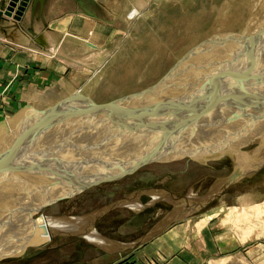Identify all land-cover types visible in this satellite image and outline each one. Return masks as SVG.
Returning <instances> with one entry per match:
<instances>
[{
    "label": "rangeland",
    "instance_id": "1",
    "mask_svg": "<svg viewBox=\"0 0 264 264\" xmlns=\"http://www.w3.org/2000/svg\"><path fill=\"white\" fill-rule=\"evenodd\" d=\"M19 2L8 15L5 12L8 0H1L0 15L15 20L18 30L29 38V46L20 43L17 39L20 34L15 31L13 37L19 43L13 47L23 49L30 57L37 52L38 60L29 71H14L0 87V142L7 143L12 133L22 137L28 132L22 147L19 144L23 142H16L8 148V155L4 153L6 148L0 152L4 153L0 165L8 169L0 192L11 188L10 184L15 187L21 184L19 170L23 166L34 172L41 167L38 163L46 159L57 161L61 157L57 156V146L69 143L70 139L75 142L78 139L77 144L84 149L83 145L89 142L88 134L96 141L89 149L92 156L99 157L102 150L111 148L110 156L116 157V164L110 167L108 179L88 182L79 186L80 189L76 188L82 182L77 180L69 197L45 203L36 213H31L30 218L36 222L50 219L54 223H68L57 225L62 229L39 226L38 234L8 242L0 248V264H160L156 251L143 255L139 250L171 229L199 231L208 223L215 230L226 229L237 234L241 242L264 241V215L253 216L242 209L246 204L264 200L263 74L260 87L263 92L257 100L248 101L241 109L232 107L229 112H218L221 119L216 117L218 121L207 127L195 143L174 139L172 147H162L147 159L141 154L147 143L136 151L129 150L130 137L124 143L111 141L112 134L121 130L118 123L121 120L145 128L135 122L136 118L155 113L166 114L169 124L178 122L167 109L154 108L151 104L144 107L146 97H141L142 92L153 93L157 98L168 91L166 87L159 88L175 84L183 69L198 66L195 63L203 56L217 59L212 53L202 52L208 42L234 39L232 43L240 42L236 50L247 54L244 44L257 37L260 39L254 38L257 43L252 53L264 51L261 34L264 33V0H87L86 8L98 16L90 22L71 15L82 10L76 0H26L22 8ZM49 28L55 29L54 36L48 33ZM42 33L44 44L40 47L34 40L41 38ZM239 37L242 39L238 40ZM57 47L64 54L57 53ZM50 54L56 58L54 63ZM17 79L24 80L23 85L8 89ZM131 101L139 102L141 107L136 104L129 108ZM13 103L16 104L11 107ZM27 121L33 125L26 126ZM192 125L185 127L187 131L195 129ZM153 132L150 130L149 135ZM57 133L60 137L56 143L47 145L51 141L46 140ZM173 136L179 138L176 133ZM240 150L245 151L243 158ZM119 152L122 157H117ZM85 153L81 151L80 157L84 158ZM124 157L125 162L120 165ZM129 160L136 162L130 165ZM238 166L242 167L239 179L222 188ZM123 168L128 169L118 176ZM213 192L216 194L212 196ZM209 198L213 199L206 203ZM193 203L203 206L188 210L186 205ZM207 215L212 217L202 221Z\"/></svg>",
    "mask_w": 264,
    "mask_h": 264
},
{
    "label": "bare ground",
    "instance_id": "2",
    "mask_svg": "<svg viewBox=\"0 0 264 264\" xmlns=\"http://www.w3.org/2000/svg\"><path fill=\"white\" fill-rule=\"evenodd\" d=\"M261 34L264 37V33H261ZM254 38H257V37H254ZM254 38L253 40L251 38L252 41L246 42L244 44L245 49L242 47L245 51L246 49H248L249 53L247 54L239 53L241 49L236 50L238 49L237 43H240V42L236 41V43H232L231 41H234V39L227 40L228 39L227 38L226 39L227 41L224 40L225 41L224 43H220L222 42L221 39L217 43H215L214 41L208 42L209 44L207 43L208 45L202 49V52L206 53L205 51H207L208 53H212L211 54L213 55L212 57L216 56L218 57L217 59L213 60V58L212 59L210 58L211 59L210 60L206 58L207 56H203L199 61L195 63L198 66H193V68L192 67L187 68L183 66L184 68H187V69H183V67H181L183 71L179 73V76L177 78L175 77L176 78L175 84L162 85L159 88V90L166 87L168 91L165 92L164 94H161L157 98L156 96L152 95L153 93L152 94L150 93L151 94L150 95L145 92H142L143 96L141 97H146L143 100H146V102H148V103L142 102L144 103V107L151 104L154 108L158 107V108L167 109V111H169L172 116L174 115V119L177 117V121L182 122L181 124H179L178 122H173V123L171 122L169 124L166 114L164 115L165 116L164 117L163 115H158L155 113L153 114L150 113V114L141 116L139 118L138 117L136 118L135 122L138 121L142 123L145 126V128L135 127V125H133L135 123L132 121L124 122L123 120L121 121L118 120L120 121L118 122L120 125L119 124L118 125L120 126L121 130L119 132H116V133L114 132L112 134L111 141L113 142L115 141V139H117L119 142L124 143V139L126 137H130V139H132V145H131L132 147H129V150L136 149V151L140 148V145H143V143H147L148 147L144 148L146 151L144 150L141 154L146 156L145 158L149 159V158H152L153 155L157 151L161 150L162 147H166V146L172 147V142L174 139H178L184 143L185 142L195 143V141L198 139L200 134L207 127L211 126L214 122L218 121V119H216V117L218 118L220 117V115H218V112L220 111L226 112L227 110L229 112L232 107L241 109L242 107L246 105L248 101H253L254 99L257 100V96L259 97V95L263 92L262 88L260 87L262 85L261 76L262 74L264 75V69H261L264 64V59H263L264 56H261V55L264 54V51L258 50L255 53H252V50L254 49L257 43V41H254ZM239 39L240 37L238 38V40ZM257 39H260V38H257ZM56 52L61 55L64 54L63 51L59 47H57ZM238 54H239V57L237 58L236 55ZM252 55L253 56L255 55V57H252ZM225 57L227 58L225 59ZM184 58L182 60H184ZM80 60H83V58H81ZM189 65L191 64L189 63ZM177 66H179V63H177ZM187 81H189L190 84H186ZM165 82L167 83V81ZM176 86L178 87V89H176ZM170 87H172L171 90H170ZM222 87H225V89H220ZM259 90L260 92H258ZM136 104L137 103L134 104L131 101L128 107L132 108V106L134 105L137 106L139 102L137 105ZM138 106L141 107V104ZM215 106L216 108H214ZM160 111L162 110L160 109ZM175 114H177V116H175ZM187 114L188 115L193 114V116L195 117L193 116L187 117ZM114 119H119V118H114ZM120 119H124V118L120 117ZM144 119H147L148 122L144 121ZM150 121L152 122V124ZM112 123L114 124V122ZM24 124L26 126L33 125L32 121H27V123H24ZM189 125L196 126V127L195 129L191 128L189 131H187L188 128H185V127ZM58 128L60 129V126ZM150 130H155V132H153L152 135H149ZM20 131L21 129H19L18 132ZM25 132L23 133L22 137L18 136L19 135L18 133H14V134L12 133V136L9 135V140L7 141V143L4 141L0 142L1 143L0 152L4 148H6V151H4V153H7L8 155V148L10 147V145L16 144V142H23V144L22 143L19 144L22 147V145H24V142H26L24 140L28 136V132L26 133ZM80 133L82 136V132ZM175 133H176V136L179 138H175L173 136ZM86 135L87 134H85V137ZM58 136L60 137L59 133L54 134L52 138L50 137L51 139L46 140V142L51 141V143L50 144L46 143V144L54 145L56 143L54 141L57 139ZM77 136L75 135V137ZM87 136H88L87 139L89 142L83 145L84 149L81 148L82 147L81 144H77V143H80L78 139L75 142V140H73L72 138L70 139L69 143L65 142L66 143L65 145L64 144L62 146L59 145L60 147L56 145L57 148H59L58 151L56 152L57 156L61 155L60 158L58 157L57 161H55L56 159L53 161L52 159L44 160L43 157H41L44 160L43 161L44 163L43 162L38 163L41 165V167H39L38 170H32L34 172H30L26 168L28 166H23L19 170V172H22V174L20 175V178L22 179L21 184L16 187L14 184H10L12 185V187L8 188L9 190L8 189H6L5 191L3 190L2 192L3 194L0 192V198L2 199V200L0 199V248L5 247V244L8 245V242H13L20 238L25 239L27 238V236L31 234L33 235L38 234L39 226L40 228L41 226H43L44 229H48V228L62 229L61 226H57V225H60L62 223L67 224L68 221H56L54 223L53 220H50V219H47L44 221H42V219H39L40 222H36L30 218V214L36 213L39 207H41L45 203H48V202L52 203V201L54 200L61 199L63 197H69L72 194L73 190H75V188H72V186L75 184L77 180H79V182H82L76 188V189L78 188L80 189V187L85 186L88 182H96L97 180L109 178L108 176L111 173L110 167H112L113 164H116V160H115L116 157L112 158L110 156L112 149L109 148V150L107 151L106 149L105 151L102 150L103 153L99 157H97V154L92 156L93 151H90L89 149L94 145L96 141H93L94 139L91 138L92 136L89 137V134ZM28 141L29 140H27V142ZM74 143L77 145H75ZM37 145L38 143L34 146L35 149L38 148ZM72 145L75 148L70 147ZM32 146H33V143H32ZM44 147L48 148L49 146H43V148ZM67 147H69L70 149L71 148L73 149L69 151ZM49 151L51 152L50 149ZM81 151L86 152L84 158L80 157L79 153ZM120 151H123V150L121 149ZM44 152L46 153V151ZM38 153L40 154V151H38ZM244 153L245 151L240 150V154L242 155V158L244 156ZM3 154H0V156ZM48 154H51V153H48ZM122 155H123L122 152H119L117 157H122ZM46 157H49V156L47 155ZM29 160L34 161L33 158ZM29 160L27 159V161ZM131 161L132 160H129L130 165H134V163L136 162V161H132V162ZM124 162H125V157L121 159L120 165H123ZM117 163L119 162L117 161ZM93 164H95V166H97L98 169H96ZM4 167L5 166L2 167V165H0V186L1 187H4L2 186L3 181L6 179V172H8V169ZM252 168H255V167H252ZM252 168H250V170ZM125 169H128V168H123L120 172L117 171L118 176ZM60 172H63V175H61ZM114 176H116V174ZM32 180H36V182H39V183H36L35 181H32ZM50 186H53V187L56 186V188L54 187V189H47ZM29 190L31 192H28ZM33 190L34 192H32ZM214 194L216 193L213 192L211 195L213 196ZM35 197L37 199L35 201L32 200ZM31 200L34 201L35 203L31 202ZM14 207H16L15 210H13ZM234 208L235 207H230L231 210ZM242 209H246L247 212H251L253 216L254 214L264 215V200L261 202H254L248 205L246 204V206H242ZM211 217L212 215H207L204 218H202V221H205ZM33 226L34 228H32ZM250 226L252 225H249V227ZM31 237H34V236H31Z\"/></svg>",
    "mask_w": 264,
    "mask_h": 264
},
{
    "label": "crops",
    "instance_id": "3",
    "mask_svg": "<svg viewBox=\"0 0 264 264\" xmlns=\"http://www.w3.org/2000/svg\"><path fill=\"white\" fill-rule=\"evenodd\" d=\"M82 11L71 15L84 18L86 22L92 21V16ZM15 31L20 34L17 38L19 42L29 46V38L18 30V23L8 16L0 15V87L7 80L9 81L8 77L12 76L14 71L18 73L29 71L30 67L37 65V52L31 53L32 57H30L23 49L13 47L14 44L19 43L13 37ZM48 33L54 36L56 32L55 29L49 28ZM34 41L41 47V44H44V33L41 38L37 37ZM45 49L47 48L43 50ZM39 52L42 53V50ZM51 56V62L54 63L56 58ZM28 60L31 62L29 63ZM23 82L24 80L17 79L8 89L15 90L22 86ZM15 104L10 106L13 107ZM236 235L226 229L215 230L210 223L199 231L191 228L171 229L164 237L160 236L159 239L143 246L139 252L148 255L152 253L151 251H156L161 260L160 264H221L222 260H224L223 264H264V241L257 244L247 240L241 242Z\"/></svg>",
    "mask_w": 264,
    "mask_h": 264
},
{
    "label": "water",
    "instance_id": "4",
    "mask_svg": "<svg viewBox=\"0 0 264 264\" xmlns=\"http://www.w3.org/2000/svg\"><path fill=\"white\" fill-rule=\"evenodd\" d=\"M17 1H20L19 2L20 3L19 6H20V8H22L21 5H23L26 0H8V5H7L6 11H5L6 14H8V15H11L12 14L11 11L13 10V6L16 5V2ZM35 1H39V0H35ZM76 1L78 2V5L82 8V10L85 13H87L89 16L98 17L93 11H90L89 9L86 8L85 3H86L87 0H76ZM91 1H93V0H91ZM17 17L18 16H16V18ZM262 118H264V116ZM241 171H242V167H240V166L236 167L234 169V171L232 172V174L228 177L227 181L222 186V188H225L228 185L236 182L239 179V177H240V175L242 173ZM212 199L213 198L207 199L206 203L210 202ZM198 206L201 207L203 205L200 204V203H193L192 205H190V204H187L186 205V207H187L188 210H195ZM80 264H83V263H80Z\"/></svg>",
    "mask_w": 264,
    "mask_h": 264
}]
</instances>
